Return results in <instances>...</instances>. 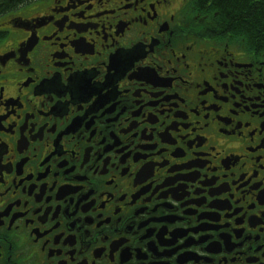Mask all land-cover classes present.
I'll list each match as a JSON object with an SVG mask.
<instances>
[{"label":"flooded vegetation","instance_id":"flooded-vegetation-1","mask_svg":"<svg viewBox=\"0 0 264 264\" xmlns=\"http://www.w3.org/2000/svg\"><path fill=\"white\" fill-rule=\"evenodd\" d=\"M24 6L0 0V264H264V33L226 0Z\"/></svg>","mask_w":264,"mask_h":264},{"label":"trees","instance_id":"trees-1","mask_svg":"<svg viewBox=\"0 0 264 264\" xmlns=\"http://www.w3.org/2000/svg\"><path fill=\"white\" fill-rule=\"evenodd\" d=\"M230 12V23L252 35L264 33V0L250 4L253 0H226Z\"/></svg>","mask_w":264,"mask_h":264},{"label":"rangeland","instance_id":"rangeland-1","mask_svg":"<svg viewBox=\"0 0 264 264\" xmlns=\"http://www.w3.org/2000/svg\"><path fill=\"white\" fill-rule=\"evenodd\" d=\"M31 5L32 6H36L38 8L41 5V2L40 1H36V2H33ZM33 9H36V8H33Z\"/></svg>","mask_w":264,"mask_h":264}]
</instances>
